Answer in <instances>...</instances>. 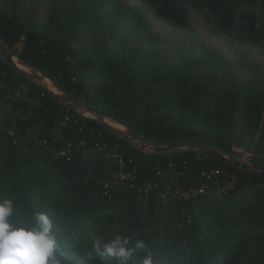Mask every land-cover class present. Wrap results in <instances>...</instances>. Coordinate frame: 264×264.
<instances>
[{"label": "trees", "instance_id": "1", "mask_svg": "<svg viewBox=\"0 0 264 264\" xmlns=\"http://www.w3.org/2000/svg\"><path fill=\"white\" fill-rule=\"evenodd\" d=\"M2 1L6 48L79 102L155 144L197 141L237 156L234 148H242L264 167V86L220 76L213 51L164 64L146 49L122 58L81 41V32L112 43L115 29H149L139 9L121 0H49L36 26L26 23L22 0ZM138 1L175 29L189 26V7L206 9L215 32L264 43V0ZM67 144L72 161L53 153ZM120 171L132 178L104 188L102 181ZM201 187L227 188L215 197L183 195ZM0 195L21 215L48 212L73 264H100L90 243L112 232L144 240L162 264H264L263 176L193 150L141 151L2 60Z\"/></svg>", "mask_w": 264, "mask_h": 264}, {"label": "rangeland", "instance_id": "2", "mask_svg": "<svg viewBox=\"0 0 264 264\" xmlns=\"http://www.w3.org/2000/svg\"><path fill=\"white\" fill-rule=\"evenodd\" d=\"M48 1L22 0L21 12L27 24L36 26L44 18ZM121 1L127 6L138 8L149 29H141L136 33L125 31L123 35L115 29L116 39L112 43L110 40L102 42L101 38L103 39L104 35L88 37L84 32L80 33V40L86 45L94 44L99 49L111 48L120 53L122 58L124 56L130 58L136 51L144 52L146 49L150 56L156 57L164 64L175 63L179 58L183 60L189 56L197 58L200 53L207 54L208 51H213L220 59L216 65L220 76L239 78L243 84L264 86V43L251 46L237 41L235 33L222 35L215 32L214 18L206 9L197 10L189 7V26L178 30L159 20L145 2ZM5 9V2L0 0V10ZM111 32L112 27L104 34L110 35ZM78 46L79 42L74 44L75 54ZM98 80L99 78H96L90 85H96ZM24 89L26 90V87ZM234 149L240 151L242 148Z\"/></svg>", "mask_w": 264, "mask_h": 264}, {"label": "clouds", "instance_id": "3", "mask_svg": "<svg viewBox=\"0 0 264 264\" xmlns=\"http://www.w3.org/2000/svg\"><path fill=\"white\" fill-rule=\"evenodd\" d=\"M89 247L100 264H162L144 240L133 241L122 232L98 237ZM0 264H73V257L48 212L21 215L12 199L0 195Z\"/></svg>", "mask_w": 264, "mask_h": 264}, {"label": "water", "instance_id": "4", "mask_svg": "<svg viewBox=\"0 0 264 264\" xmlns=\"http://www.w3.org/2000/svg\"><path fill=\"white\" fill-rule=\"evenodd\" d=\"M14 57L18 59L19 63L23 66L29 67L32 69L33 76H26L25 72L14 62ZM0 60L4 62V64L21 76L26 82L30 83L31 85L35 86L36 88L40 89L41 91L47 93L51 97H53L58 102L66 105L67 107L73 108L78 111L83 117L90 118L92 120L97 121L99 124L105 126L110 131L115 133L119 138L124 139L125 141L131 143L133 146L138 148L144 152H154V153H164L170 152L173 150H193L205 155L215 157L222 161H225L233 166L238 168L250 171L256 175H260L264 177V167L255 165L253 162L249 160H245L242 157L235 156L229 153H223L218 149L206 144L197 141H189V140H182V141H171L165 144H155L152 141L146 140L140 135L136 134L132 129L126 126L121 121L106 115L100 111L90 108L89 106L79 102L73 95H71L66 90L60 88L56 85L51 79L47 76L43 75L40 71L36 70L32 66L26 64L22 60H20L16 55H14L6 46L4 45L2 39H0ZM46 78L53 86L58 90V93L50 90L46 85L43 83L37 82V79ZM105 118H108L118 125H120L123 129H115L110 126L106 121Z\"/></svg>", "mask_w": 264, "mask_h": 264}, {"label": "built area", "instance_id": "5", "mask_svg": "<svg viewBox=\"0 0 264 264\" xmlns=\"http://www.w3.org/2000/svg\"><path fill=\"white\" fill-rule=\"evenodd\" d=\"M10 133L12 134V131H10ZM43 143L46 144V141L43 140ZM239 152L241 153V155L239 157H242L243 159L250 161V158L252 157V153L246 152L245 150H242V149ZM53 153L55 154L56 157L64 158L66 161H72L73 158H74V155H73V152H72L70 144H67L66 146H64L62 148L53 150ZM107 153H108V151H107ZM111 155H112V157L117 158L116 153H112L111 152ZM118 161H119L120 165H122L121 158L118 157ZM214 172L218 173V172H222V171L221 170L220 171L216 170ZM131 178L132 177H131L130 174L123 173L122 171H120L117 175L114 174L109 180H103L102 181V185H103L104 188L108 189L111 186V184H115L116 185V183H118L119 180L131 179ZM229 184H227V185L229 186ZM226 188L227 187L218 188V189H215V190H211L208 193L206 188L201 187V188H198V189H190L188 192L183 193V195L189 197V196H195V195H198V194H206V193H208L209 196L215 197L217 195H221L222 191L224 189H226Z\"/></svg>", "mask_w": 264, "mask_h": 264}, {"label": "bare ground", "instance_id": "6", "mask_svg": "<svg viewBox=\"0 0 264 264\" xmlns=\"http://www.w3.org/2000/svg\"><path fill=\"white\" fill-rule=\"evenodd\" d=\"M14 62L25 72L26 76H33V78L35 77V75L32 72V69H30L29 67L23 66L19 63L18 59L14 57ZM37 82L43 83L44 85H46L50 90L58 93V90L53 86V84L51 83V81H49L46 78H41V79H37ZM106 121V123H108L110 126H112L115 129H123L120 125H118L117 123H115L114 121L105 118L104 119Z\"/></svg>", "mask_w": 264, "mask_h": 264}]
</instances>
